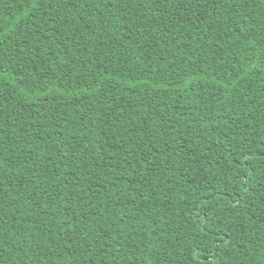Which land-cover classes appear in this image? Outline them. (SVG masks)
Segmentation results:
<instances>
[{"label":"trees","instance_id":"trees-1","mask_svg":"<svg viewBox=\"0 0 264 264\" xmlns=\"http://www.w3.org/2000/svg\"><path fill=\"white\" fill-rule=\"evenodd\" d=\"M0 264H264V0H0Z\"/></svg>","mask_w":264,"mask_h":264}]
</instances>
